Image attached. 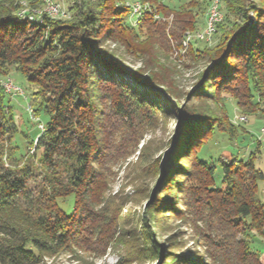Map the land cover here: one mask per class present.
I'll list each match as a JSON object with an SVG mask.
<instances>
[{
  "label": "trees",
  "instance_id": "trees-1",
  "mask_svg": "<svg viewBox=\"0 0 264 264\" xmlns=\"http://www.w3.org/2000/svg\"><path fill=\"white\" fill-rule=\"evenodd\" d=\"M17 1L0 0V77L13 69L34 87L30 105L35 114L42 113L43 130L27 141L34 142V154L17 152L13 141L17 125L0 81V264H39L43 252L52 253L71 242L88 245L93 235L102 238L104 229L93 205L101 199L103 176L113 158L114 142L108 139L111 118H135L134 98L124 81L114 80L117 76L109 71L122 67L98 56L96 47L108 39L137 54L142 41L153 39L164 45V23L153 18L154 12L174 13L171 33L181 39L185 30H197V17L207 3L185 0L173 6L163 0H139L150 9L129 22L131 8L116 6V0H67L69 16L42 13L41 20L19 17ZM26 1L32 7L42 4ZM262 2L219 0L222 18L213 32L216 45L198 47L200 40L193 39L188 52L196 59L213 56L216 98L228 95L241 112L264 115ZM227 59L231 63L225 69L221 66ZM204 122L196 129L197 136L190 128L180 146L187 148L184 158L195 169L183 175L181 198L189 193L205 208L201 216L207 224L215 218L231 238L239 231L259 230L264 226V201L256 190L262 172L252 157L206 153L203 147L214 133L233 139L237 126L225 118ZM32 177L33 182L40 181L33 189Z\"/></svg>",
  "mask_w": 264,
  "mask_h": 264
},
{
  "label": "rangeland",
  "instance_id": "rangeland-1",
  "mask_svg": "<svg viewBox=\"0 0 264 264\" xmlns=\"http://www.w3.org/2000/svg\"><path fill=\"white\" fill-rule=\"evenodd\" d=\"M41 1L40 7H32L26 0H18L17 15L41 20L37 16L47 13L49 0ZM163 1L177 6L185 0ZM205 1L195 31L204 29L209 9L220 5L219 0ZM242 1L263 4L262 0ZM116 6L131 8L129 22H135L136 17L150 9L139 0H116ZM50 7L56 8L57 13L52 18L69 16L67 0H50ZM250 15L254 17L252 12ZM160 21L164 23V45L148 39L137 45L140 51L135 54L119 42L106 39L95 49L98 56L122 67L109 71L117 76L114 80L124 81L123 86L134 98L135 118H111L112 133L108 139L114 142L113 158L103 176L101 199L93 205L101 218L102 238L93 235L88 245L71 242L52 253L43 252L39 264H264V226L236 232L231 238L215 218L207 224L201 216L206 213L205 208L195 204L189 193L181 198L183 175L185 171L195 173V169L192 161L184 158L187 148L180 147L189 129L197 136L196 129L205 120L230 121L237 126L233 139L216 132L203 149L211 155L225 151L239 158L252 157L263 174L257 182L256 195L264 201V115L241 112L228 95L216 98L211 74L215 68L213 56L196 59L189 55V45L185 49L182 46L184 35L177 39L171 33L174 13L161 15ZM213 32L198 39L197 46L214 47ZM229 63L227 59L221 67L226 69ZM8 80L23 91L22 95H9L17 125L13 141L18 153L31 155L36 149L34 142L27 141L40 133L43 116L32 110L29 97L34 87L25 77L11 69L8 76L0 77L2 85ZM34 179L29 181L31 189L40 183ZM224 239L230 241L229 245L222 242Z\"/></svg>",
  "mask_w": 264,
  "mask_h": 264
},
{
  "label": "built area",
  "instance_id": "built-area-1",
  "mask_svg": "<svg viewBox=\"0 0 264 264\" xmlns=\"http://www.w3.org/2000/svg\"><path fill=\"white\" fill-rule=\"evenodd\" d=\"M47 5H46V14L49 17H55L56 13V8H52L50 7V0L46 1ZM133 6V5H132ZM65 13V12H64ZM20 17H33V16H27V15H21ZM38 18L41 19V15L40 17L37 16ZM153 18L156 20H160L161 16L157 13L153 14ZM222 18V12L220 9V5L216 4L215 7L213 8L212 11H210L209 13H207V17H206V23H205V27L203 30H198V31H185L184 32V38L182 41V46L185 49L190 41L192 39H201V38H205L207 35H212V25L218 21V19ZM4 86V90L6 93H8L9 95H22V89L21 87L14 85L10 80H8L7 82H5L3 84ZM243 117H241L242 119ZM39 128L41 130H43V125L40 124Z\"/></svg>",
  "mask_w": 264,
  "mask_h": 264
},
{
  "label": "bare ground",
  "instance_id": "bare-ground-1",
  "mask_svg": "<svg viewBox=\"0 0 264 264\" xmlns=\"http://www.w3.org/2000/svg\"><path fill=\"white\" fill-rule=\"evenodd\" d=\"M214 3H215V2H214ZM210 6H211V5H210ZM214 7H215V6L211 7V9H209V12L212 11ZM219 20H220V19H218V21H219ZM218 21H216V22L212 25V32L214 31V29H215V25H216V23H217Z\"/></svg>",
  "mask_w": 264,
  "mask_h": 264
}]
</instances>
